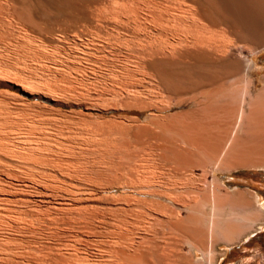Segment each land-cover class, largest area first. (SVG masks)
<instances>
[{"label":"rangeland","instance_id":"rangeland-1","mask_svg":"<svg viewBox=\"0 0 264 264\" xmlns=\"http://www.w3.org/2000/svg\"><path fill=\"white\" fill-rule=\"evenodd\" d=\"M46 1H48V3L51 2V0ZM97 1H99V4L101 5H98ZM107 1L109 2V0ZM107 1L74 0L72 1V4L71 2L69 3L67 1L70 4L67 5V11H64L63 13H54L50 10L46 14V12L34 10V15L30 16V18L32 19L31 20L30 18H28L29 16L25 14L24 17L20 0H0V67L4 64H6L8 67L6 69V66L4 65V67L0 68V124L2 123L1 125H3L2 127L0 126V142L2 143L1 140H4L2 138H5V143L3 142L2 145H6V148L0 146V153H2L0 154V166L2 165V169L0 168V213H3H1L0 215V217H3V219L0 218V220L2 219L4 222L6 221V224L8 221V223L11 224L10 226L8 224L7 226H5L6 224L3 223L2 225L3 221H0V232L1 230L3 231L5 229L3 231L5 233H0V236H3L6 239L5 240L3 237H0V239L2 240H0V242L3 243V246L2 243H0V246L2 247L0 248V264H37L34 262H38L35 260L39 259L45 260L46 264H78L79 261L81 264H148L146 260L147 258L143 253L146 251L145 249H148V247L150 248L149 250H151L152 248L151 251L153 252V254H151L152 252L149 251L151 256L153 255V259L151 257V260L153 261L150 260L152 263L150 262L149 264H205L203 262L202 253L204 249V241H202L200 237L204 236V234L207 233V221L211 213V207L207 202L211 196L209 186L212 182L219 185L222 193H224L225 191L233 194L239 191L244 192L243 196H238L237 194H235L232 195L233 197L231 198L232 205H238V207L243 205L245 201L248 202L249 206L240 210V212L238 211L239 214H249L255 211L258 212L260 210L258 213H260L261 215L256 224H254L253 226L245 227V231L242 233L240 238H238L232 244H226L222 241H219L218 243L216 242V245H214L213 247L215 255H213L212 264H264V209L262 208L264 206V165H262L261 167L258 166L259 168L253 166H238L231 169H226L223 166V163L229 166L238 164L239 159L233 157L232 159L225 158L218 168H213L216 159L219 156L218 154H220L223 146V144H220V146H218V144L220 143V140H224V142L226 141L225 138L228 137L226 134H229L230 131H228L229 126L226 125H230V123L232 122V120L230 119H233L232 117L235 113V110L243 106V109L246 111L245 113L248 115L250 109L247 104L253 97L256 96V94L260 92L264 85V51L250 56L248 50H242V58H249L253 59L254 61V66L250 71L252 84L248 86V95H246L243 99H241L238 92H240L239 90H241L244 85L242 83L235 84L234 82L227 84H222V82H220L221 84L218 82H216L215 84V82H213L212 84L215 85H211V83L205 82L201 83V85L198 84L199 87L198 85H194L190 86V88L188 87L187 89H184V91L179 92H173L172 89H169L171 90L169 91V94L171 95L172 92L171 96H175L170 98L171 96L169 94H166L168 93L166 92L168 91L167 89L170 87L168 86L166 89L167 84H163V78L159 79L161 77V74L159 72H161L162 69L160 70L159 68V70H157L156 67V72L154 70L155 66L153 67V65H150L149 61H152L151 58H153L154 60L155 56V59L166 57L163 55L161 57V53L159 50L157 52H159L160 54L155 52L157 49H154L156 47L158 48L159 45L154 43H156L158 39L160 40V38L162 40L165 38V36H163L165 32H162V28L163 30L168 29V32H170V29L176 30V28L174 27H177L180 22L176 21L175 26L173 25L174 21H172L173 23L171 22L170 15L172 14L170 13L173 12V10H167V7L170 6V1L172 0H170L169 2H165L164 0H153L158 4L161 2V4H163V2L164 4L162 6L160 4L161 7H159V9L157 8V5L152 7L150 4V8L152 9L150 10L146 7L143 8L144 10L146 9L145 11L143 10V12L141 11L142 3H140L139 0H132V5L134 6L135 10L137 9L136 6H140L141 12L138 10V14L141 15L142 13V17H138L140 20L143 19L142 21L139 20L141 22V25L140 22H136L138 23L139 28L135 23L136 20L132 19H137V17L135 18L133 16L134 14H132L131 12L133 9L131 8V11H128L130 9L129 7H131L129 5L130 3H132L131 0H129V2H126L128 0H124L125 3H122L124 1L121 0H118V2L116 1L117 4L121 2V5H127V7L129 8L127 10V13L130 12L132 14L131 15L128 13V16H122L121 10H123L124 15L126 13L123 5L122 9L120 4L118 5V7L120 6L119 8L112 6V4L110 3H113V0H111L109 4ZM153 1L151 0V2ZM167 2L169 3V5ZM172 2L173 6L175 4V0H173ZM73 4L76 5L74 6ZM71 5H73L74 7L72 8ZM165 5L167 6L165 7ZM49 6L47 7L48 10L51 9L49 8ZM172 6L170 7L171 9L174 7ZM112 7L117 8L116 10H112L115 11L113 14H111L112 11L110 10L112 9ZM70 8L71 12H69ZM156 8L157 11L160 9L164 10V8H166L165 10H167L168 13L169 11L171 12L168 14L167 12L164 13V11L160 10L161 12L158 11L160 13L158 15L155 11ZM72 9H75V11L73 12ZM153 9H155V12L153 11ZM94 10L95 12H93ZM147 10H150L149 12L153 11L156 16H159V18H161L162 20H164L165 17H163L164 15L161 14H165V16L168 14L166 16V19L168 20L169 17L170 22L168 21V23L166 24L167 21H160L164 23V26L162 23H159L160 19L155 24L153 22L147 21V18L149 16V12ZM116 12L117 16L120 15L118 19L119 21L117 20V22ZM136 12L134 11L135 16H138V14L136 15ZM146 14H148V16H146ZM179 14H174L177 18L174 15L173 16L175 18H171H174L175 20L181 19L182 16H180ZM114 15L116 17L114 18L115 21L112 20ZM143 15L147 18H145ZM178 15L180 16L179 18ZM120 17L122 20L127 19L124 20L123 23L125 25L126 22L127 26H124L122 23L119 24L120 22H123L120 20ZM123 17L127 18L123 19ZM132 20L134 22H132ZM181 20L183 21V18ZM128 21H130V23ZM116 23H118V25H116ZM132 23H134V26L132 25ZM158 23L162 27H160ZM156 24L157 27H155ZM140 29L142 32L140 31ZM210 30V34H207V36L212 37L210 39L213 42L214 40L212 39H214V33H216L215 31H217L218 29L215 30L214 28V30ZM173 31L174 30H172V32ZM157 35H161V37ZM156 36L158 37L157 40L154 39V37ZM218 36L220 37L219 34H217V36L215 37L217 38ZM228 37L231 36L228 35ZM217 39H215V42L219 43L218 46L220 44H223L220 43L222 41L219 42ZM232 39L234 40L235 38L233 37ZM159 40L157 41V43L159 42ZM151 41H155L153 42V45ZM152 46H155V48H153ZM232 47L233 46L228 48L229 50H226L227 52L229 51L228 53H226V56L229 58L232 56L234 57L235 55L240 58L238 54L239 50ZM151 48H153V50ZM150 52H155V54L152 53L151 55ZM148 54L151 56H149ZM142 55L144 57L147 55L149 58H151L148 61V57L146 56L145 58H143L144 60H142ZM174 57L175 56H173L172 58ZM184 59H186L185 61L190 62L187 57ZM140 60L142 61V64L140 63ZM144 61L145 66H143ZM128 64L130 65V67ZM135 65H138V68L135 67ZM122 67H125V70H122ZM126 68L129 69V72H125L127 70ZM140 68L141 70L143 68L145 69H143L141 73L137 72L138 69V71H140ZM3 69L8 70V72L5 71L4 74ZM104 69H107V71H104ZM132 70L136 74V76H134V78H136L134 79L135 83L132 79ZM151 71L153 73H151ZM102 72H104L105 74H102ZM136 72L140 74H137ZM110 73L112 74L110 75ZM116 73L117 75H115ZM148 73H150V75L152 74V77H150L152 81L150 78H147L148 76H150ZM51 74L53 76H50ZM99 74L100 76H98ZM119 74H122V76L125 74V77L128 75V77H132V80L126 78L128 79L127 81L124 78L126 81L125 82L123 79L124 76L120 77ZM129 74H131L132 76ZM157 74H159V76ZM104 76L107 78H105ZM108 76L110 77L108 78ZM117 76L118 80L116 81L113 78ZM144 76L146 77L144 78ZM100 77L101 79H99ZM119 78L121 79L119 80ZM45 79L46 82L44 83ZM108 79H111V82ZM156 79H158V81H156ZM47 81H49L51 87H48L50 85H48L49 83H47ZM50 81H54L56 85L54 82L53 84ZM129 81L131 86L130 84H128ZM104 82H107V84ZM109 82L112 84H108ZM120 82H123V85H126L127 89H124V87L123 89L125 91L127 90L126 92H128V96L126 95V92L124 93V90L123 92L119 91L118 88L122 87V85L120 86ZM59 83L60 85H58ZM70 83L73 85L72 88ZM132 84L134 85L133 87ZM67 85H70L69 88H71V90L74 86V89H79L78 91H76L77 89H75V91L74 89L70 91L69 88L67 89ZM112 85L113 89H111ZM56 86H58L59 88ZM116 86L118 87L117 89ZM55 87L58 89H56ZM109 87L111 88L109 89ZM164 87L166 90L164 89ZM203 87V91L206 94L204 96L202 95L203 92L201 91ZM53 88H55L54 91L52 90ZM84 88H87L88 90H85ZM189 89L190 91L191 89L193 90L191 91L192 95L185 94L186 92L190 93L188 91ZM108 90H111V92H109ZM113 90L114 93H118L119 95L112 94ZM163 90H165L164 95L166 94L165 96L167 98L160 94H163ZM132 91L133 93L136 92V94H133ZM120 92H122V95L120 94ZM129 93H131L132 96H129ZM154 93H157V95ZM158 93L160 94L159 96L161 98L158 97ZM180 93L182 94L180 95ZM184 94L186 95V97L193 96L192 99L195 97L196 100L191 99V101V97L189 99L183 98L182 95L185 97ZM115 95L119 97L117 98L115 97ZM177 95H180L181 98H177ZM162 96L163 98H165L163 99ZM162 99L164 101L168 99L169 102H167L168 100L164 102ZM185 99H188L190 101L186 100L185 102ZM153 100L156 101H154L156 104L153 102ZM159 100L160 103L158 102ZM182 102L184 106L183 104H181ZM157 103H159L160 105H158ZM177 103H180L181 105H178ZM163 104L168 109L165 106H162ZM204 104L207 108L204 107ZM200 106H203V111L200 110ZM160 108L164 110H161ZM199 110L201 111V114ZM207 110L211 113L213 112L216 115H214L213 113L211 115L208 114L210 112H207ZM186 111L188 115L189 113H191V111H193V114H196V112L194 111H197V114L199 115L206 116L208 114L209 116L207 115L206 118H201L202 116H198L197 114V116H193L191 113L190 116L186 115L188 120L185 119L186 116H184V121L186 120L188 124L191 122L189 125L183 124L186 121L183 123L179 122L178 124V117H181L179 120L182 122L183 117L180 114L185 115L184 112ZM228 111L231 112L230 115ZM218 112L221 113L217 114ZM174 124L176 125L174 126ZM201 125L202 128L200 129L199 126L201 127ZM186 126L187 128H185ZM254 126V117L248 116L247 118H245L242 128H240L236 132V137L239 140L238 143H241V146L247 147L251 144L252 135L254 133ZM83 127L84 129H81ZM121 127L123 128V130L124 127L127 128L125 129L126 132H123L121 130ZM175 128H180V130H175ZM4 129L6 130L5 132ZM79 129L84 133L86 131H101L103 133L112 131L108 134L113 137L121 135L123 136L124 133L126 137H123V140H121V144L123 146H120H122L121 150L126 146V150L128 151L120 152V147H118V151H116V149L114 151L112 150L114 153L113 154L112 151H110L111 149L109 147L105 146L104 148V145L102 144L100 147V144L98 145L97 143L93 142V146L95 147L94 149L92 148L93 146L91 141L86 140V138L85 140H81V137L78 139L77 135H79L80 133L78 132ZM120 130L122 131V134L120 133ZM127 130H129V134H127ZM173 130L176 132L177 136L179 133H183L186 135L188 133L187 138L190 139L189 142L191 144V148L183 145L180 142V138H176V136H174L175 134L173 133ZM8 131H16L17 133H8ZM117 131L119 133H116ZM75 132L77 135L74 134ZM84 133L80 134H83L82 139H84ZM4 135L7 137H4ZM200 135L201 139L205 140L204 142L199 139ZM13 137L15 138L16 143H14L15 141ZM128 137L130 140H128ZM76 138L77 140H79V142L77 141L78 145L77 142L74 143L76 141ZM208 138H211L209 140V143H207L208 141H206L208 140ZM21 139L23 140L21 141ZM24 139H27L26 147ZM197 140H199L200 143L199 141L197 143ZM20 141L22 143H20ZM34 141H37L38 143H35ZM56 141L58 143H56ZM59 142L63 143L61 144ZM85 142H88V146ZM8 143L10 144V146L16 145L17 148L15 146L12 147L14 149L16 148L15 150L17 151H14L16 153L18 152L17 154H13L14 151L12 153V150L9 152V149H11V147ZM18 143L22 144L23 146L19 145ZM34 143L37 144L35 145L36 147L34 146ZM64 143H66V145L70 147L68 148L66 146L65 148ZM196 143L198 145H196ZM51 144L52 146L53 144L58 145L57 148H59V146L61 145V149L65 148L62 149V152H65V150L67 151V149H69V153H61L60 148V151L56 150V145L50 148L49 145ZM46 145L48 147H46ZM80 145L85 150H82V148H80ZM39 146L43 151L45 148L46 151L48 149L47 152H49L50 155H47L46 151H44V154L43 151L41 153ZM74 146H76L77 149ZM174 146H180L179 149L182 150V153L185 148V150L189 153L186 151H184V153H188V156H185L184 158V156L181 155V150L180 155H178L177 150L179 151V149H176L177 147L174 148ZM78 148L79 150H82L80 151L81 153H79ZM108 148L109 153L112 154H108ZM5 149H7L9 153ZM19 149H23V151H25L26 149V151H22V154ZM31 149H33L34 151ZM74 150H78V153H75ZM94 150H97V152L99 153ZM172 150H175L176 152ZM32 151L33 153H31ZM54 151H56V153ZM101 151H103V154L107 152L105 156L102 155ZM123 151H125V149ZM215 151L218 152V154ZM85 152L87 153L85 154ZM94 152H96L97 154ZM238 152L240 153L241 151H235V153L239 154ZM24 153L26 154V156L24 155ZM167 153H170L169 157L167 156ZM184 153L183 155H185ZM53 154H57L55 155V158L53 157ZM60 154L62 156L64 155V157L68 159L66 160L63 157H60ZM22 155L25 156L24 159L21 158L23 157ZM35 155H38L40 159H38L39 157L37 158ZM82 155L86 158V160L84 158L85 161H82ZM109 155H111L110 158H108ZM48 156H50L51 158H48ZM57 156L59 157L57 158ZM112 156L116 159H112ZM42 157L45 158V163H42L43 161H40L43 160L41 159ZM101 157H103L104 159H101ZM35 158L38 159L42 164L48 163L49 166L47 164L46 166L40 165L41 163L39 161H36ZM71 158L73 159V161ZM105 158L109 160L107 161L108 163L106 162ZM177 158L181 160L179 161ZM47 159L49 161H47ZM50 159L54 161H52V164H56H53L54 168H52V166L50 167ZM172 159L175 160L173 161ZM63 160L65 161L60 162ZM146 160L148 162H145ZM58 162L60 164H57ZM82 162H86L88 164L90 163V165H86V163L81 164ZM32 163H34V169H32ZM67 164H69V166H66ZM71 164L73 165L72 168H70ZM79 164H81V166ZM57 165L60 168L63 165V170L61 169L60 171L59 167L57 169ZM64 165L66 168L68 167L69 170L68 168H64ZM40 167L41 169L45 167L43 168L44 170L47 168V172L42 171L43 169L41 170ZM49 167L51 170V174L49 173ZM52 169H56V171L53 172L54 170ZM64 169L65 171L68 170V172L66 171V173H64ZM73 169L74 172L72 171ZM155 169L157 171V175L155 174L156 171L154 172V174L150 172ZM32 170L34 175L31 174ZM21 171H24L23 173H27L23 174ZM37 171L39 172L38 175L40 177L37 175ZM41 171L43 172L42 175H40ZM52 172L55 173L54 176L56 179L53 176L50 177L53 174ZM67 173H69V175ZM143 173H145V175ZM116 174L118 175V177L121 174L124 175H121V177L118 178L119 181H117V179L114 180V178H111L114 175L116 176ZM43 175L44 177H42ZM59 175H61V178H57V176ZM27 176L30 177L27 178ZM45 176H47L48 178H45ZM122 176H126L125 179H127L128 177V180L131 179V181L133 179L136 180H134L132 184L130 181L126 180L128 181V183H126L124 181L125 179H123L124 177L122 178ZM147 176L152 177H149L150 179H148ZM155 176L159 178H156ZM37 178L40 179L41 182L38 181ZM52 178H54V180ZM138 178H140L139 181L137 180ZM152 178H154V180H151ZM28 179H30V182L28 181ZM156 179L158 180V182L156 183V185H153L155 184ZM146 180H149V182H147L148 185H146V182V184L144 183V181ZM121 181H124L125 183L123 182L124 184H122ZM135 181H138L139 183H136ZM150 181H152V183ZM134 182L136 184H134ZM149 183L151 184L150 186ZM125 184H127V186ZM25 185L28 186L26 187ZM45 188L48 189V191ZM50 194L51 197L49 196ZM166 196L168 197V199L166 198ZM55 197L57 198V200ZM66 198L68 199L65 200ZM71 199L73 202L71 201ZM124 199L127 200L125 201ZM58 200L60 201V203ZM48 201H50V203H48ZM55 201H57L58 203ZM54 203L56 206L54 205ZM56 203L63 204L57 205ZM68 204L71 205L69 206ZM82 204H86L84 205V207L86 206L87 208H83ZM91 205L92 208L95 209L94 211H96L94 212V215L91 214L93 213V209H90ZM49 206L51 207L49 208ZM73 206L75 209L78 206V209H73V211ZM123 206L124 209L126 208L124 211ZM65 207L67 209H65ZM41 208L42 210L45 209L44 211L46 212L38 213L41 211ZM56 208L58 209L57 214L55 211L57 210ZM80 208H83V211H81ZM52 209H54L55 212ZM63 209L66 211L70 209L75 212H70L71 214H74L72 215L74 217L77 214L76 211H79V214H77L76 216H79L81 213V216L79 217L80 220L78 217H75L76 222H78V220L81 221L82 219V223L78 222L80 227L78 223L76 224V222H74V217L70 216L71 214H69V212H67L69 216L67 215V213H65L66 211L63 213ZM87 209L92 211L88 212ZM119 209H122L121 211L123 212H121ZM25 211L28 213H26ZM52 211L53 213H51ZM230 211V208L226 207L222 213V216L226 217ZM23 212H25L26 214ZM30 212H32L35 216L34 217L32 215L33 219L31 216L32 213ZM60 212L63 214H61ZM233 212L236 213L237 211L234 210ZM44 213H49L51 214V216L48 217V214L46 217ZM89 213L92 216H95L94 218L96 219L93 220L94 218ZM5 214H7V216L9 214V219L8 217H5ZM14 214L15 217H13ZM24 214L25 216H27V218L23 216ZM55 214L59 215L60 218L56 216V220ZM19 215H21L22 217L21 221L19 218V222H22L24 224V227L26 226V228H22V223L20 224L18 222ZM65 215H67V217ZM82 215H85L86 218H90L86 219ZM23 217H25V220L23 219ZM15 218L17 219L15 221L16 224L14 222ZM28 218H31L32 220H29ZM52 218H54V220H52ZM66 218L70 222H68ZM39 219L41 220V222ZM36 220H38L40 224ZM31 222H34L35 225ZM51 222H53V225L51 224ZM54 222H59L60 224L64 222L65 225H60L59 223H57L59 225L58 226ZM73 222L77 227L73 226ZM70 223L72 224L71 227L73 228V230L72 228H69V230L67 228L70 227ZM82 224L84 225L82 226ZM85 224L88 225L86 226ZM90 224H94L93 227ZM57 226L58 228H60L57 229ZM6 227L9 229L7 230ZM50 228H55V230L53 229L52 231ZM131 242L133 243L131 244ZM18 246L20 248V251L17 249ZM9 247H11L12 250H8ZM48 247L54 248H52L53 252L51 251L52 253L50 254H47L49 253V250H51ZM58 247H60L59 250ZM1 249L5 251L8 250V252L12 251V254L7 252L6 257V253H4L5 251L2 252L3 250ZM56 249L58 250L57 254ZM21 250L24 251L21 252ZM46 250H48V252ZM133 251L134 254H132ZM13 253H15V255H19V257L14 256ZM135 254L136 256L138 255L137 258H133ZM8 255H12V259H10L11 256ZM71 255L77 260H75L74 258V260L70 258ZM5 257L7 258V260L9 259L10 262H8L7 260L5 262H2L1 259L3 258L5 260ZM18 258L20 259V262L18 261ZM25 258L27 260L28 258L30 260L31 258H33V260H31V262H29V260L26 262ZM40 261L41 260H39V262ZM42 262L44 261H41L40 263Z\"/></svg>","mask_w":264,"mask_h":264},{"label":"bare ground","instance_id":"bare-ground-1","mask_svg":"<svg viewBox=\"0 0 264 264\" xmlns=\"http://www.w3.org/2000/svg\"><path fill=\"white\" fill-rule=\"evenodd\" d=\"M21 1V7H22V13H23V15L25 14V15H27V16H29L28 18H30V16H32V15H34L33 13H34V10H40V11H42V12H46V14H47V12L48 11H53L54 13H63L64 11H67L66 9H67V5L71 2V4H72V1H74V0H71V1H69V0H51V2L50 3H48V1H46V0H20ZM69 3H68V2ZM77 1V0H76ZM80 1V0H79ZM101 1V0H100ZM103 1H107V0H103ZM110 1L111 0H109V2H108V4L110 3ZM118 2V0H113L112 2L113 3H110V4H112V6H114V7H118V5L120 4V6H121V8L123 9V7H124V9L126 10H124L126 13H127V10L128 11H131V8L136 12V10H137V12H136V15L138 14V10L140 11V6L138 5V6H136V10H135V8H134V6L132 5L133 4V2H132V0H131V2L132 3H128L131 7H127V3L125 4L126 6H124V4H122L123 5V7H122V5H121V2L120 3H118L117 4V2ZM120 1V0H119ZM121 1H124V0H121ZM126 1V0H125ZM125 1L124 2H122V3H125ZM133 1H135V0H133ZM142 1V2H141ZM139 0V2L140 3H142V7H141V11L143 12V8H146L147 7V9H152V8H150L151 6L153 7V6H156L157 5V8L159 9V7H161L163 4H164V2H163V4H161V3H156V2H154L153 0V2H151V0H149V1H146V0ZM157 1V0H156ZM165 2L166 1H170V0H164ZM173 1V0H172ZM172 1H170V6H168L169 7V9H168V7H167V10H173V12H171V11H169V13L170 14H172V15H170V19H171V22L172 21H174V23H173V25L175 26V24H176V21H180L179 22V24L177 25V27H174V28H176V30L175 29H172V30H174L173 32H172V30L170 29V32H168V29L166 30L165 29V27H164V29L165 30H163V28L161 29L162 30V32H165L164 34H163V36H165V38L162 40L161 38H160V40H159V42L157 43V36H160L161 37V35H162V33H161V35H157L156 37H154V39H156L155 41H156V43H154V44H157V45H159L158 46V48L156 47L155 48V46H157V45H155L153 48H155L154 50H156L155 52H157L158 50L160 51V53H161V57H162V55L163 56H166V57H162V58H157V59H155L156 58V56H155V58H154V60H153V58H151V60L152 61H149L150 60V58L148 57V61L150 62L149 64L150 65H153V67H154V70L156 69V67H157V70H159V68H160V70H161V72H159L160 74H161V77L159 78V79H161V78H163L162 80H164V82H163V84H167L166 85V89H167V87L169 86L170 88H168L167 90L168 91H166V92H168V93H166V94H169V91H171V90H169V89H172L173 90V92L175 91V92H179V91H184V89H187L188 87L190 88V86H196V85H201V83H205V82H207V83H211V85H215L216 84V82H218V83H220V82H222V84H227V83H231V82H234L235 84H240V83H242L243 85H244V87L243 88H241V90H239L240 92H238L239 93V95H240V97H241V99H243L246 95H248V86H250V84H252V81H251V73H250V71H251V69H252V67L254 66V61H253V59H249V58H242V56H241V53H242V50H248V52H249V55L250 56H253V55H255V54H258V53H260V52H262V51H264V0H175V4L172 6ZM66 2H67V4H66ZM96 2V1H95ZM98 2V5H101V4H99V1H97ZM126 2H129V0L128 1H126ZM139 2H136V3H139ZM160 2V1H159ZM167 2V3H168ZM35 3V4H34ZM52 3V4H51ZM93 3V2H92ZM105 3V2H104ZM103 3V4H104ZM115 3V4H114ZM135 3V2H134ZM167 3H165V4H167ZM49 4H50V6H49ZM81 4V3H80ZM150 4H151V6H150ZM160 4H161V6H160ZM70 5V4H69ZM74 6L76 5V4H73ZM73 5H71L72 6V8L74 7ZM136 5V4H135ZM168 5H169V3H168ZM49 6V8H51V9H47V7ZM110 6V5H109ZM119 6V7H120ZM167 5H165V7H166ZM173 7L172 9L170 8V7ZM70 7V6H69ZM77 7V6H76ZM81 7V6H80ZM118 7V8H119ZM127 9H126V8ZM139 7V8H138ZM86 8V7H85ZM88 8H89V6H88ZM157 8H156V10L155 9H153V11L155 10L157 13L156 14H160L158 11H160V10H162V11H164V13L165 12H167V10H165L166 8H164V10L163 9H160V10H158L157 11ZM163 8V7H162ZM81 9V8H80ZM116 10L117 8H113L112 7V9H110L111 11L112 10ZM70 11L69 12H71V8L69 9ZM73 10V9H72ZM121 10V9H120ZM131 11L132 12V14H134L133 16L136 18L137 17V19H138V21H137V19H134V18H132L133 20H136L135 21V23L136 22H140V21H142V20H140L138 17L139 16H141L142 15V13H141V15H139L138 14V16H135V13H134V11ZM146 10V9H145ZM144 10V11H145ZM149 10V11H150ZM75 11V9L73 10V12ZM122 11V16H128L129 14H131L130 12H128L127 13V15H126V13H125V15L123 14V10H121ZM120 11V12H121ZM140 11V12H141ZM148 11V10H147ZM148 11V12H149ZM149 12V16H148V14H146V16H148V18L147 17H145L144 15V17L145 18H147V21H149V22H153L154 24L155 23H157L158 22V20H159V23H162V22H164V21H167L166 22V24L168 23V21H169V17H168V20L166 19V16L169 14L168 12V14L165 16V14H161V15H164L163 17H165L164 18V20H162L161 18H159V16H156V14L154 13V12ZM69 12H68V14H69ZM93 12H95V10L93 11ZM115 11H112V13L111 14H113ZM161 12V11H160ZM178 12V13H177ZM21 13V14H22ZM180 13V14H179ZM20 14V13H19ZM45 14V15H46ZM72 14V13H71ZM118 14H119V10H118ZM131 14V15H132ZM176 14H179L180 16H182V18H183V21L181 20V19H178V20H175L174 18L176 17L175 15ZM22 15V16H23ZM25 15H24V17H25ZM44 15V16H45ZM73 15V14H72ZM130 15V16H131ZM160 15V16H161ZM175 17H174V16ZM178 15V18L180 17ZM70 16V15H69ZM116 16H117V12H116ZM119 16L120 15H118L117 16V18L115 17V15L113 16V19L112 20H114L115 21V19L114 18H116V22H117V20L119 19ZM121 16V17H122ZM121 17H120V20L121 21H123V22H118L119 24H123L124 23V20H127V19H124V18H127V17H123V19L124 20H122L121 19ZM142 17V16H141ZM171 17H174V18H171ZM34 18V17H33ZM129 18V17H128ZM177 18V17H176ZM31 19V18H30ZM30 19H29V21H30ZM166 19V20H165ZM173 19V20H172ZM32 20V19H31ZM132 20V22H134ZM140 20V21H139ZM119 21V20H118ZM131 21V20H130ZM130 21H128L129 23H130ZM160 21H162V22H160ZM170 22V21H169ZM118 23H116V25H118ZM129 23H127V24H129ZM138 23H136L137 25H138ZM146 23H148V22H146ZM158 23V24H159ZM178 23V22H177ZM134 23H132V25H133ZM150 24H152V23H150ZM163 25H164V23H162ZM161 24V25H162ZM169 24H171V23H169ZM124 25V24H123ZM137 25H136V27H137ZM140 25H141V22H140ZM145 25V24H144ZM179 25H180V27H179ZM124 26H127L126 25V22H125V25ZM134 26V25H133ZM132 26V27H133ZM146 26V25H145ZM159 26H160V24H159ZM165 26V25H164ZM221 26H222V28H221ZM121 27V26H120ZM123 27V26H122ZM141 27V26H140ZM155 27H157V24L155 25ZM160 27H162V26H160ZM138 28H139V25H138ZM142 28V27H141ZM183 28V29H182ZM214 28H215V30H217V31H215L216 33H214L215 34V36H217V34H219L220 35V37L218 36L217 38L214 36V35H212V36H214V39H212V40H214L213 42L211 41V39L210 38H212V37H209V36H207V34H210L209 32L211 31L210 29H213L214 30ZM217 28V29H216ZM140 31H141V29H140ZM142 32V31H141ZM219 32V33H218ZM228 35L229 36H231L232 38L234 37L235 39L233 40L231 37H228ZM205 36H206V38H205ZM208 37V38H207ZM150 38V37H149ZM153 38V37H152ZM152 38H151V40H152ZM229 38V39H228ZM139 39V38H138ZM215 39H217L219 42L220 41H222V42H220V43H223V44H220L219 46H218V44L219 43H217V42H215ZM219 39H221V40H219ZM155 41H153V42H155ZM152 42V41H151ZM153 42H152V45H153ZM217 45H216V44ZM150 44V43H149ZM227 44V45H226ZM148 45V44H147ZM151 46V45H150ZM231 46H233L234 48H236V49H238L239 50V57L240 58H238L237 56H235L234 55V57L232 56V57H227L226 56V53H228L226 50L228 49V48H230ZM227 47V48H226ZM232 47V48H233ZM153 48H151L152 50H153ZM151 50V51H152ZM229 50V49H228ZM155 52H152V53H154L155 54ZM220 52V53H219ZM151 53V52H150ZM152 53H151V55H152ZM157 53H159V52H157ZM159 53V54H160ZM158 54V55H159ZM144 55V54H143ZM142 55V56H143ZM149 55V54H148ZM151 55H149V56H151ZM157 55V56H158ZM145 56V57H146ZM153 56V57H154ZM173 56H175L174 58H172ZM144 56L142 57V60H144L143 58H145ZM160 57V56H159ZM187 57V59H189L190 60V62H187V61H185L186 59H184V58H186ZM8 58V57H7ZM139 59V58H138ZM147 59V58H146ZM145 59V60H146ZM137 62V61H136ZM139 62V61H138ZM142 61L140 60V63H141ZM148 63V62H147ZM125 64V63H124ZM142 64V63H141ZM144 65L143 66H145V61H144V63H143ZM5 66H6V69L8 68L7 67V65L6 64H4ZM4 65H2L1 67H4ZM129 65V64H128ZM134 65V64H133ZM147 65V64H146ZM121 66H122V64H121ZM0 67V68H1ZM129 67H130V65H129ZM128 67V68H129ZM132 67V66H131ZM135 67H137L138 68V65L136 66L135 65ZM134 67V68H135ZM27 68V67H26ZM128 68H126L127 70L125 71V72H129V69ZM142 68V67H141ZM141 68H140V71H138L137 70V72H140L141 73V71H143V69H145V68H143L142 70H141ZM151 68H152V66H151ZM6 69H3L4 70V74H5V71H7L8 72V70H6ZM11 69V68H10ZM96 69V68H95ZM117 69V68H116ZM122 70L124 69L125 70V67L123 68H121ZM133 69V68H132ZM150 69V68H149ZM2 70V69H1ZM33 70V69H32ZM109 70H111V69H109ZM131 70V69H130ZM134 70V69H133ZM133 70L131 71V73L133 72ZM10 71V70H9ZM15 71H17V70H15ZM50 71H51V69H50ZM96 71V70H95ZM104 71H107V69L105 70L104 69ZM114 71V70H113ZM119 71V70H118ZM135 71V70H134ZM146 71H147V69H146ZM156 71V70H155ZM48 72H49V70H48ZM97 72V71H96ZM100 72V71H99ZM136 72V73H137ZM157 72V71H156ZM168 72V73H167ZM172 72V73H171ZM2 73V74H3ZM104 72H102V74H103ZM113 73V72H112ZM112 73H110V75L112 74ZM140 73H137V74H140ZM151 73H153L152 71H151ZM170 73V74H169ZM21 74V73H20ZM105 74V73H104ZM125 74H127V73H125ZM124 74V75H125ZM133 74V82H134V79H136V78H134V76H136V74H135V72H133L132 73ZM135 74V75H134ZM149 75H150V73H148ZM97 75V74H96ZM115 75H117V73L115 74ZM114 75V76H115ZM120 75V77H123L122 76V74H119ZM129 75H131V74H129ZM146 75H147V73H146ZM158 76H159V74H157ZM50 76H53L52 74L50 75ZM95 76V75H94ZM98 76H100V74L98 75ZM103 76V75H102ZM113 76V77H114ZM132 76V75H131ZM105 77V76H104ZM104 77H102V78H104ZM110 76H108V78H109ZM138 77V76H137ZM146 76H144V78H145ZM150 77H152V74L150 75V76H148L147 78H150ZM46 78V77H45ZM97 78V77H96ZM105 78H107V77H105ZM111 78H112V76H111ZM118 78V76L117 77H115V78H113V79H115L116 81L118 80L117 79ZM126 79V78H129V80L131 79L130 77H128V75L125 77H123V79ZM144 78H143V80H144ZM146 78V79H147ZM155 78H156V76H155ZM48 79V78H47ZM49 79H50V77H49ZM99 79H101V77L99 78ZM121 78H119V80H120ZM125 79H124V81H125ZM131 79V80H132ZM151 79V78H150ZM87 80V79H86ZM108 80H110V82H111V79H108ZM107 80V81H108ZM127 81H128V79H126ZM154 80V79H153ZM66 81V80H65ZM64 81V82H65ZM71 81V80H70ZM121 81H123V80H121ZM151 81H152V79H151ZM156 81H158V79H156ZM46 82V79H45V81H44V83ZM50 82H52V81H50ZM54 82V81H53ZM52 82V83H53ZM67 82V81H66ZM97 82V81H96ZM102 82H103V80H102ZM108 83V84H112V83ZM112 82H114V81H112ZM126 82V81H125ZM154 82V81H153ZM213 82H215V84H212ZM47 83H49V81H47ZM46 83V84H47ZM55 83V82H54ZM53 83V84H54ZM61 83V82H60ZM60 83L58 84V85H60ZM87 83V82H86ZM104 83H106L107 84V82H104ZM121 83V84H120ZM120 83H118V84H120V86L122 85V90H121V88L119 87H117L116 86V89L118 88L119 89V91H122L123 92V90L126 88V85H123V82H120ZM132 83V82H131ZM135 83V82H134ZM139 83V82H138ZM151 83V82H150ZM68 84V83H67ZM71 84V83H70ZM114 84V83H113ZM116 84H117V82H116ZM128 84H130V81H129V83ZM128 84H127V86H128ZM162 84V85H163ZM221 84V83H220ZM48 85H50V83L48 84ZM47 85V86H48ZM55 85H56V83H55ZM62 85V84H61ZM138 85V84H137ZM199 85H198V87H199ZM208 85V84H207ZM68 86V85H67ZM66 86V87H67ZM72 84H71V88H72ZM83 86V85H82ZM104 86V85H103ZM130 86H131V84H130ZM134 85L132 84V87H133ZM204 86V85H203ZM48 87H51V85L50 86H48ZM52 87H53V85H52ZM56 87H58V86H56ZM55 87V88H56ZM64 87V86H63ZM66 87H65V90H66ZM70 87V85L67 87V89ZM75 87V86H74ZM74 87H73V89H74ZM77 87V86H76ZM88 87V86H87ZM123 87H124V89H123ZM136 87V86H135ZM159 87V86H158ZM162 87V86H161ZM55 88H53L52 90L54 91V89ZM59 88V87H58ZM58 88H56V89H58ZM62 88V87H61ZM71 88H69V90L70 91H72L71 90ZM111 87H109V89H110ZM163 88V87H162ZM192 88V87H191ZM195 88V87H194ZM63 89V88H62ZM75 89H77L76 91H78V89L79 88H75ZM75 89H74V91H75ZM85 89V88H84ZM87 89V88H86ZM85 89V90H86ZM111 89H113V85H112V88ZM127 89V88H126ZM128 89H129V87H128ZM132 89V88H131ZM131 89H130V91H131ZM136 89V88H135ZM164 89H165V87H164ZM165 89V90H166ZM196 89V88H195ZM234 89H236V88H234ZM65 90H63V91H65ZM88 90V89H87ZM133 90V89H132ZM137 90V89H136ZM165 90H163V94L162 93H160L161 95H163V96H165L164 95V91ZM204 90V87L202 88V92H203V96L204 95H206L205 94V92L203 91ZM206 90V89H205ZM68 91V90H67ZM73 91V92H74ZM90 91V90H89ZM109 91V90H108ZM127 91V90H126ZM125 90H124V93L126 92ZM190 93H188V92H186L185 94H191V91H193L192 89H191V91H190V89L188 90ZM199 91V90H198ZM61 92V91H60ZM109 92H111V90L109 91ZM122 92H120V94L122 95ZM135 92V91H134ZM160 92V91H159ZM223 92V91H222ZM123 93V94H124ZM132 93H133V91H132ZM144 93V92H143ZM193 93V92H192ZM64 94V93H63ZM74 94V93H73ZM112 94H116V93H114V90L112 91ZM133 94H136V92L135 93H133ZM154 94H156L157 95V93H154ZM159 93H158V97H160L159 95H160ZM182 93H180V95H181ZM184 94V95H185ZM194 94V93H193ZM200 94V93H199ZM209 94V93H208ZM207 94V95H208ZM218 94V93H217ZM116 95H119L118 93L116 94ZM115 95V97H119V96H116ZM120 95V96H121ZM126 95L128 96V92H126ZM144 95V94H143ZM170 95V94H169ZM171 95H172V92H171ZM170 95V96H171ZM180 95H177V98L178 97H180L181 98V96ZM192 95V94H191ZM129 96H132V94L131 93H129ZM155 96V95H154ZM163 96H162V98H163ZM190 96V95H189ZM97 97H98V95H97ZM114 97V96H113ZM114 97V98H115ZM166 97V96H165ZM164 97V98H165ZM172 97H175V96H171L170 98H172ZM182 97L183 98H190V97H186V95H185V97L182 95ZM193 97V96H192ZM192 97L190 98V100L192 99ZM155 98V97H154ZM157 98V97H156ZM161 98V97H160ZM163 98V99H164ZM167 98V97H166ZM162 99V100H163ZM169 99V98H168ZM167 99V100H168ZM175 99V98H174ZM188 99H185V102H186V100H188ZM193 99H195L196 100V98L194 97ZM192 99V100H193ZM156 100V99H155ZM155 100H153V102L155 101ZM161 100V99H160ZM160 100L158 101L159 103H160ZM167 100H165V101H167ZM190 100H188V101H190ZM191 100V101H192ZM157 101V100H156ZM155 101V102H156ZM164 101V100H163ZM164 101V102H165ZM183 101V100H182ZM207 101V100H206ZM152 102V103H153ZM154 102V103H155ZM162 102V101H161ZM167 102H169V100L167 101ZM173 102V101H172ZM184 102V101H183ZM183 102L181 103V104H183ZM184 102V103H185ZM194 102V101H193ZM159 103H157L158 105H160ZM163 103V102H162ZM161 103V104H162ZM171 103V102H170ZM203 103V102H202ZM263 103H264V85H263V87H262V89L260 90V92L258 93V94H256V96L255 97H253L252 99H251V101L247 104L248 105V107H249V113H248V115L245 113L246 111L243 109V106L242 107H240L239 109H236L235 110V113L233 114V119H230V120H232V122L230 123V125H226V126H229L228 127V131H229V134L227 133L226 135L228 136L227 138H225L226 139V141L224 142V140H220V143L218 144V146H220V144H223V146H222V149H221V151H220V154H218V152H216L219 156H218V158L216 159L215 157L217 156H215L214 158L216 159V162H215V165L213 166V168L215 167V169L216 168H218L219 167V165L221 164V162L225 159V158H229V159H232L233 157H236L237 159H239V162H238V164L237 165H233V166H229V165H227V164H224L223 163V166L226 168V169H231V168H233V167H238V166H241V167H247V166H253V167H257V168H259L258 166H262V165H264V108H263ZM156 104V103H155ZM154 104V105H155ZM166 104V103H165ZM178 104V103H177ZM180 104V103H179ZM178 104V105H179ZM180 104V105H181ZM186 104V103H185ZM191 104H193V103H191ZM158 105H157V107H158ZM168 105V104H167ZM196 105V104H195ZM162 106H165L164 104L162 105ZM183 106H184V104H183ZM192 106V105H191ZM154 107V106H153ZM166 107V106H165ZM176 107V106H175ZM181 107V106H180ZM186 107V106H185ZM193 107V106H192ZM201 107V106H200ZM203 107V106H202ZM202 107L200 108V110H204V108L202 109ZM204 107L205 108H207L206 107V105L204 104ZM162 108H164V107H162ZM162 108H160L161 110H164V109H162ZM167 108V107H166ZM165 108V109H166ZM168 109V108H167ZM166 109V110H167ZM199 110V111H200ZM210 110V109H209ZM226 110V109H225ZM198 111V112H199ZM217 111H219V110H217ZM216 111V112H217ZM222 111V110H221ZM193 111H191V113H192ZM194 112H196V114H197V111H194ZM207 112H210V111H208L207 110ZM206 112V113H207ZM229 112V111H228ZM191 113H189V115H188V113H187V111L186 112H184V114L185 115H183V114H180V115H182V119H183V121L181 122L179 119L181 118V117H178V119H177V123L179 124V122L180 123H183V122H185L184 121V116H190V114ZM213 113V112H212ZM211 112L210 113H208V114H212ZM219 113H221V112H218L217 114H219ZM230 113L231 112H229V115H230ZM196 114H193L192 113V115L193 116H195ZM200 114H201V111H200ZM203 114V113H202ZM207 114V115H208ZM214 114V113H213ZM223 114V113H222ZM179 115V116H180ZM191 115V116H192ZM198 116H202L201 118H206V116H203V115H199V114H197ZM196 115V116H197ZM214 115H216V114H214ZM221 115V114H220ZM187 116H186V118L185 119H187L188 120V118H187ZM209 116V115H208ZM218 116V115H217ZM248 116H252V117H254L255 118V126H254V133H253V135H252V142H251V144L249 145V146H247V147H244V146H241V143H238L239 142V140H238V138L236 137V132L240 129V128H242V126H243V122H244V120H245V118H247ZM216 117V116H215ZM220 117V116H219ZM218 118V117H217ZM230 118H231V116H230ZM181 119V120H182ZM1 120V119H0ZM5 121V120H4ZM229 121V120H228ZM189 122V121H188ZM15 123V122H14ZM176 123V124H177ZM191 123V122H190ZM189 123V124H190ZM2 124V123H1ZM0 124V126L2 127L3 125H1ZM8 124V123H7ZM6 124V125H7ZM176 124H174V126L176 125ZM184 125H187L188 123H187V121L185 122V123H183ZM188 124V125H189ZM5 125V124H4ZM5 127V126H4ZM9 127V126H8ZM120 127V126H119ZM117 128H118V126H117ZM122 128V127H121ZM185 128H187V126L185 127ZM199 128L201 129L202 128V125H201V127L199 126ZM81 129H84V127L83 128H81ZM125 129H127V128H125L124 127V130H123V128L121 129L123 132H126L125 131ZM177 129H179L180 130V128H177ZM176 128H175V130H177ZM120 130V133L122 132ZM6 130L4 129V132H5ZM78 131V130H77ZM86 131V130H85ZM109 131V130H108ZM111 131V130H110ZM119 131V130H118ZM116 132V133H119V132ZM174 131V130H173ZM189 131V130H188ZM187 131V132H188ZM0 132H1V130H0ZM4 132H2V133H4ZM78 132H80L79 133V135H77L76 134V132L74 133V134H76L77 136H78V139L81 137V140H85V138H86V140H88V141H91L92 142V146H93V144L94 143H97L98 145L100 144V147H101V144L102 145H104L103 147L105 148V146L106 147H109L111 150L110 151H114L115 149H116V151H118L117 149H119L118 147H120V152H126V151H128V150H126V146L124 147V148H122V150H121V147L123 146L122 144H121V140H123V137L125 136L124 135V133H123V136L121 135V136H115V137H113V136H111L110 134H108V133H111V132H105V133H107V134H105V133H103V132H101V131H91V132H89V131H86L85 133L82 131L81 132V130L79 129V131ZM77 132V133H78ZM114 132V131H113ZM190 132V131H189ZM8 133H14V134H16L17 132L15 131V132H9L8 131ZM7 133V134H8ZM81 133H84V139H82V136H83V134L82 135H80ZM115 133V132H114ZM175 135L174 136H176V138H180V142L183 144V145H185V146H188V147H190L191 146V144H190V139H188L187 138V135H188V133H187V135L186 134H183V133H179L178 134V136L176 135V132L174 131L173 132ZM4 134H6V133H4ZM122 134V133H121ZM127 134H129V130H127ZM19 135V134H18ZM203 135V134H202ZM0 136H1V134H0ZM13 136H15V135H13ZM76 136V137H77ZM129 136V135H128ZM189 136H190V134H189ZM2 137H3V134H2ZM4 137H7V136H5L4 135ZM19 137V136H18ZM23 137V136H22ZM75 137V136H74ZM126 137V136H125ZM124 137V138H125ZM204 137V136H203ZM14 138V137H13ZM20 138V137H19ZM18 138V139H19ZM71 138V137H70ZM205 138V137H204ZM0 139H1V137H0ZM2 139H4V140H1L2 141V143L4 142L5 143V138H2ZM10 139H11V137H10ZM9 139V140H10ZM200 140H202L203 142L205 141V140H203V139H201V135H200V138H199ZM207 139V138H206ZM211 138H208V140H206V141H208L207 143H209V140H210ZM8 140V139H7ZM23 139H21V141H22ZM27 140V139H26ZM25 139H24V141H25V147H26V144H27V141H26ZM64 140V139H63ZM73 140V139H72ZM80 140V141H81ZM128 140H130L129 139V137H128ZM193 140V139H192ZM13 141V140H12ZM14 141H15V138H14ZM13 141V142H14ZM19 141V140H18ZM20 141V143H22ZM48 141H49V139H48ZM66 141H68V140H66ZM79 142V140H77V138H76V141L74 142V143H76V142ZM198 141L199 140H197L196 142L198 143ZM224 143H223V142ZM7 142V141H6ZM35 142V141H34ZM37 142V141H36ZM35 142V143H36ZM72 142V141H71ZM78 142H77V145H78ZM90 142V143H91ZM94 142V143H93ZM222 142V143H221ZM1 143V142H0ZM2 143H1V145L0 146H2V147H5L6 148V145L4 146V145H2ZM14 143H16V141L14 142ZM24 143V142H23ZM34 143V146L35 145H37V144H35ZM38 143V142H37ZM48 143H50V142H48ZM56 143H58L57 141H56ZM59 143H63V142H59ZM73 143V142H72ZM86 144L88 143V142H85ZM129 143V142H128ZM196 143V145H198ZM199 143H200V141H199ZM206 143V144H207ZM7 144V143H6ZM9 144V143H8ZM11 144H12V142H11ZM19 144V143H18ZM40 144V143H39ZM44 144V143H43ZM68 144V143H67ZM83 144H84V142H83ZM83 144H81V145H83ZM106 144V145H105ZM19 145H22V144H19ZM33 145V144H32ZM56 145V144H55ZM54 144H53V146H52V144L51 145H49L50 146V148L51 147H54L55 146ZM76 145V146H77ZM80 145V146H81ZM91 145V144H90ZM90 145H89V147H90ZM120 145H122V146H120ZM130 145V144H129ZM8 146V145H7ZM9 146H10V144H9ZM8 146V147H9ZM12 146H15L16 147V145H12ZM12 146H10L11 147V149H9V148H7V149H9V152L12 150V153H13V151L17 148H13ZM23 146V145H22ZM29 146V145H28ZM45 146V145H44ZM64 146H65V148H66V146L68 147V145H66V143H64ZM76 146H74L75 148H76ZM79 146V147H80ZM85 146V145H84ZM87 146H88V144H87ZM20 147V146H19ZM24 147V148H25ZM36 147V146H35ZM40 147V146H39ZM46 147H48L47 145H46ZM58 147V145H56L55 146V149L56 150H58V151H60L59 150V148L61 149V145L59 146V148H57ZM63 147V146H62ZM70 147V146H69ZM68 147V148H69ZM73 147V146H72ZM78 147V146H77ZM130 147V146H129ZM177 147V146H176ZM175 146H174V148H176ZM13 148V149H12ZM22 148V147H21ZM34 148V147H33ZM43 148V147H42ZM49 148V149H50ZM65 148H62V149H65ZM80 148H82V150H85L82 146L80 147ZM92 148H94L95 149V147L93 146ZM109 148H108V150H107V152H108V154H112L113 153V151H112V153H109ZM168 148H170V147H168ZM180 148V146L179 147H177L176 149H179ZM191 148V147H190ZM7 149H5L7 152H8V150ZM35 149V148H34ZM37 149V148H36ZM40 150H41V153H42V149H41V147L39 148ZM46 149V148H45ZM44 149V151H46ZM62 149H61V153H63L62 152ZM77 149V148H76ZM90 149V148H89ZM125 149V151H123ZM171 149H172V147H171ZM175 149V150H176ZM183 149V148H182ZM187 149V148H186ZM217 149V148H216ZM20 150V149H19ZM31 150H33V149H31ZM68 150L69 149H67V151L65 150V152L64 153H69L68 152ZM78 150H79V148H78ZM77 150V151H78ZM81 149L79 150V153H81L80 151H82ZM175 150H172V151H174V152H176ZM180 150L181 149H179V151L177 150V154L178 155H180ZM2 151H3V149H2ZM15 151H17V150H15ZM14 151V153L13 154H15L16 152ZM23 151V149H21L20 150V152H22ZM25 151H26V149H25ZM25 151H23V152H25ZM34 151V150H33ZM33 151L31 152V153H33ZM44 151H43V154H44ZM47 151H48V149H47ZM46 151V152H47ZM75 151V153H78L76 150H74ZM87 151V150H86ZM89 151V150H88ZM94 151H96L97 152V150H94ZM100 151V150H99ZM106 151V150H105ZM167 151V150H166ZM184 151H186L185 150V148H184ZM184 151H183V153H184ZM235 151H241L239 154H237V153H235ZM8 152V153H9ZM23 152H22V154H23ZM29 152H30V150H29ZM40 152V151H39ZM55 153H56V151H54ZM96 152H94V153H96ZM102 152V155L103 156H105V154L107 153H104L103 154V151H101ZM168 152V151H167ZM186 152H188V151H186ZM11 153V154H12ZM18 153V152H17ZM16 153V154H17ZM30 153V154H31ZM53 153V152H52ZM63 153V154H64ZM87 152H85V154H86ZM89 153V152H88ZM91 153V152H90ZM97 153H99V152H97ZM96 153V154H97ZM117 153V152H116ZM165 153V152H164ZM181 153H182V150H181ZM183 153L181 154L182 156H184V158H185V156H188V153H184L185 155H183ZM242 153V154H241ZM0 154H2V153H0ZM36 154H38V153H36ZM47 155L49 154V152H47L46 153ZM101 154V153H100ZM114 154V153H113ZM168 155V157H169V155H170V153H167ZM175 154V153H174ZM215 154V153H214ZM5 155H6V153H5ZM24 155L26 156V154L24 153ZM50 155V154H49ZM55 155H57V154H55ZM55 155L53 154V157L55 158ZM61 155V154H60ZM69 155V154H68ZM80 155V154H79ZM84 155V154H83ZM82 155V156H83ZM91 155H95V154H91ZM23 156V155H22ZM25 156H23V157H21V158H23L24 159V157ZM32 156V155H31ZM36 156V155H35ZM52 156V155H51ZM71 156V155H70ZM98 156H99V154H98ZM110 156L111 155H109L108 156V158H110ZM117 156V155H116ZM37 158L39 157L38 155L36 156ZM50 156H48V158H49ZM53 157H52V159H53ZM59 156H57V158H58ZM60 157H63V158H65L66 159V157H64V155L62 156H60ZM167 157V158H168ZM177 157H179V156H177ZM51 158V157H50ZM62 158V159H63ZM83 159H82V161L84 160V156L82 157ZM89 158V157H88ZM94 158V157H93ZM103 157H101V159H102ZM107 158V157H106ZM105 158V159H106ZM115 158V157H114ZM113 158V156H112V159H114ZM188 158V157H187ZM33 159V158H32ZM36 159V158H35ZM38 159H40V157L38 158ZM38 159H36V161H39ZM41 159H43V160H40L42 163H45L46 162V160H45V158H41ZM61 159V160H62ZM68 159V158H67ZM66 159V160H67ZM72 159V158H71ZM75 159V158H74ZM77 159H78V157H77ZM90 159V158H89ZM104 159V158H103ZM111 159V160H112ZM116 159V158H115ZM114 159V160H115ZM143 159V158H142ZM169 159V158H168ZM178 159V158H177ZM51 160V159H50ZM57 160V159H56ZM60 160V159H59ZM85 160H86V158H85ZM84 160V161H85ZM93 160V159H92ZM111 160H110V162H111ZM144 160V159H143ZM152 160V159H151ZM170 160H171V158H170ZM173 160V159H172ZM175 160V159H174ZM173 160V161H174ZM179 161L181 160V159H178ZM236 160V159H235ZM32 161V160H31ZM39 161V162H40ZM45 161V162H44ZM47 161H49L48 159H47ZM52 161L53 160H51V162H50V167L52 166V168H54L53 166L54 165H56L55 163H53L52 164ZM65 160H63V161H60V162H64ZM72 161H73V159H72ZM75 161V160H74ZM105 161V160H104ZM107 161H109V160H107L106 159V162ZM113 161V160H112ZM149 161H150V159H149ZM169 161V160H168ZM173 161H171V162H173ZM182 161H183V159H182ZM40 162V163H41ZM54 162V161H53ZM68 162H69V160H68ZM91 162H94V161H91ZM143 162V161H142ZM145 162H148L147 160L145 161ZM166 162V161H165ZM26 163V162H25ZM40 164V165H45L46 166V164L48 165V163H46V164ZM74 163V162H73ZM77 163V162H76ZM78 163H80V162H78ZM83 163H86V162H82L81 164H83ZM108 163V162H107ZM167 163V162H166ZM30 164V163H29ZM34 163H32V165H33ZM52 164V165H51ZM57 164H60L59 162L57 163ZM65 164H66V162H65ZM70 164V163H69ZM69 164H67L66 166H69ZM81 164H79L80 166H81ZM122 164V163H121ZM36 165V164H35ZM86 165H90V163L88 164V163H86ZM94 165V164H93ZM108 165V164H107ZM2 166V165H1ZM0 166V168L2 169V167ZM30 166V165H29ZM49 166V165H48ZM47 166V167H48ZM33 168L32 169H34V165L32 166ZM42 167V166H41ZM41 167H40V169H41ZM50 167H49V173H50ZM58 165H57V169H58ZM62 167H63V165H62ZM60 168V171H61V169L63 170V168ZM73 167V165L71 164V167L70 168H72ZM264 167V166H263ZM39 168V167H38ZM43 168H45V167H43ZM42 168V169H43ZM64 168H66L65 167V165H64ZM68 168V167H67ZM66 168V169H67ZM110 168H114V167H110ZM148 168V167H147ZM1 169H0V171H1ZM35 169H37V168H35ZM41 169V170H42ZM47 169V168H46ZM46 169L44 170H42V171H46ZM92 169V168H91ZM149 169V168H148ZM238 169H240V168H238ZM243 169V168H242ZM52 170H54V169H52ZM68 170H69V168H68ZM68 170H66L67 172H68ZM36 171V170H35ZM41 171V174L40 175H42V172ZM56 171V169L53 171V172H55ZM66 171H65V169H64V173H66ZM73 172H74V169L72 170ZM72 171H70V172H72ZM113 171V170H112ZM156 171V169L155 170H152V171H150L151 173H153L154 174V172ZM22 172V171H21ZM24 172V171H23ZM22 172V173H23ZM38 172V171H37ZM36 172V173H37ZM47 172V171H46ZM45 172V173H46ZM52 172V173H53ZM63 172V171H62ZM62 172H60V173H62ZM81 172V171H80ZM79 172V173H80ZM216 172V171H215ZM4 173V172H3ZM3 173H1V174H3ZM25 173H27V172H25ZM25 173H23V174H25ZM35 173V172H34ZM57 173V172H56ZM75 173H76V171H75ZM121 173V172H120ZM146 173H148V172H146ZM157 173V171L155 172V174ZM31 174H33V170L31 171ZM39 174V172L37 173V175ZM51 174V173H50ZM54 174L55 173H53L50 177H54L55 178V176H54ZM68 175H69V173H67ZM110 174V173H109ZM112 174V173H111ZM144 175H145V173H143ZM150 174V173H149ZM27 175V174H26ZM34 175V174H33ZM45 175V174H44ZM44 175L42 176V177H44ZM57 175V174H56ZM75 175V174H74ZM73 175V176H74ZM79 175V174H78ZM113 175V174H112ZM121 175H124V174H121ZM121 175L119 176V177H121ZM147 175V174H146ZM152 175V174H151ZM157 175V174H156ZM10 176V175H9ZM39 176V175H38ZM61 175H59V176H57V178L58 177H60ZM63 176V175H62ZM115 176V175H114ZM111 177V178H114V180L115 179H117V181H119V177H118V175L116 174V178L115 177ZM153 176V175H152ZM152 176H149V177H152ZM159 176V175H158ZM23 177V176H22ZM30 177V176H29ZM28 176H27V178H29ZM36 177V176H35ZM34 177V178H35ZM40 177V176H39ZM38 177V178H39ZM41 177V178H42ZM79 177V176H78ZM124 176H122V178H123ZM126 177V176H125ZM125 177L123 178V179H125ZM148 176H147V178L148 179H150ZM156 177V176H155ZM154 177V178H155ZM18 178V177H17ZM37 178V180L38 181H40V179H38ZM45 178H48L47 176H45ZM54 178H52L53 180H54ZM61 178V177H60ZM154 178H152L151 180H154ZM156 178H159V177H156ZM51 179V180H52ZM56 179V178H55ZM129 178L127 177V179H125L124 181L126 182V183H128V181H130L131 182V184L133 183V181L134 180H136V179H133L132 181H131V179L130 180H128ZM139 179L140 178H138L137 180L139 181ZM146 179V178H145ZM25 180V179H24ZM27 180V179H26ZM30 179H28V181H29ZM35 180V179H34ZM44 180V179H43ZM46 180V179H45ZM113 180V181H114ZM120 180H122V179H120ZM126 180H128V181H126ZM124 181H121L122 182V184H124L125 182ZM137 181V182H138ZM30 182V181H29ZM28 182V183H29ZM41 182V181H40ZM44 182V181H43ZM124 182V183H123ZM136 182V181H135ZM134 182V184H136ZM147 183V182H149V180H146V181H144V183ZM151 183H152V181H150ZM158 182V180L156 179V181H155V184H153V185H156V183ZM36 183V182H35ZM47 183V182H46ZM114 183V182H113ZM139 183V182H138ZM145 183V184H146ZM211 183V182H210ZM11 184V183H10ZM16 184V183H15ZM130 184V183H129ZM128 184V185H129ZM19 185V184H18ZM45 185V184H44ZM44 185H42V186H44ZM126 186H127V184H125ZM146 185H148V183L146 184ZM151 184L149 183V186H150ZM26 186V185H25ZM28 186V185H27ZM26 186V187H27ZM46 186V185H45ZM50 186V185H49ZM30 187H31V185H30ZM34 187V186H33ZM39 187H40V184H39ZM47 187V186H46ZM147 187V186H146ZM152 187V186H151ZM155 187V186H154ZM153 187V188H154ZM56 188V187H55ZM28 189V188H27ZM36 189V188H35ZM38 189V188H37ZM44 189V188H43ZM46 189V188H45ZM50 189V188H49ZM207 189V188H206ZM47 191H48V189H46ZM59 190V189H58ZM164 190V189H163ZM50 191V190H49ZM52 191H53V187H52ZM56 191H57V189H56ZM55 191V192H56ZM206 191V190H205ZM209 191H210V193H211V196H210V198L208 199V204L210 205V207H211V213H210V215H209V218H208V228H207V233L206 234H204V236H202V237H200L201 239H202V241H204L203 242V247H204V249H203V262L205 263V264H212V262H213V255H215L214 254V250H213V247H214V245H216L215 243L217 242H219V241H222V242H224V243H226V244H232L234 241H236L238 238H240V236L242 235V233L245 231L244 229H245V227H247V226H253L254 224H256V222L259 220V218L261 217V215H260V213H258V212H253V213H249V214H239L238 213V211L240 212V210H242V209H244V208H246V207H248L249 205H248V202L247 201H245V203L243 204V205H241L240 207H238V205H232V200H231V198L233 197L232 195H235V194H237L238 196H243L244 195V192L243 191H239V192H237V193H235V194H233V193H229V192H227V191H225L224 193H222L221 191V189H220V187H219V185L218 184H216V183H211L210 184V186H209ZM54 192V193H55ZM43 193V192H42ZM46 193V192H45ZM44 193V194H45ZM52 193V192H51ZM168 193V192H167ZM57 194H58V192H57ZM56 194V195H57ZM158 195V194H157ZM48 196V195H47ZM50 197H51V194L49 195ZM48 196V197H49ZM54 197V196H53ZM70 197V196H69ZM47 198V197H46ZM56 198V197H55ZM65 198V197H64ZM71 198V197H70ZM166 198L168 199V197L166 196ZM10 199V198H9ZM17 199V198H16ZM48 199V198H47ZM50 199V198H49ZM58 199H59V197H58ZM68 198H66L65 200H67ZM54 200V199H53ZM52 200V201H53ZM56 200H57V198H56ZM61 200H62V198H61ZM64 200V199H63ZM73 200H75V199H73ZM125 201L127 200V199H124ZM240 200V199H239ZM247 200V199H246ZM41 201V200H40ZM51 201V202H52ZM59 201V200H58ZM70 201V200H69ZM71 201H72V199H71ZM45 202V201H44ZM55 202H57V201H55ZM68 202V201H67ZM67 202H66V204H67ZM73 202V201H72ZM75 202H77V201H75ZM79 202V201H78ZM128 202V201H127ZM47 203V202H46ZM48 203H50V201H48ZM58 203V202H57ZM56 203V204H57ZM59 203H60V201H59ZM80 203H82V202H80ZM130 203V202H129ZM260 203V202H259ZM63 203H61V204H57V205H62ZM126 204V203H125ZM128 204V203H127ZM186 204V203H185ZM37 205V204H36ZM46 205V204H45ZM50 205V204H49ZM54 205H55V203H54ZM69 205V204H68ZM71 205V204H70ZM69 205V206H70ZM78 205V204H77ZM83 205V204H82ZM84 205H86V204H84ZM84 205H83V208H87L86 206L84 207ZM129 205V204H128ZM127 205V206H128ZM189 205V204H188ZM256 205V204H255ZM258 205V204H257ZM52 206V205H51ZM51 206H49V208L51 207ZM56 206V205H55ZM88 206V205H87ZM126 206V205H125ZM205 206V205H204ZM262 206V205H261ZM39 207H41V206H39ZM53 207V206H52ZM72 207V206H71ZM78 207V206H77ZM76 207V209L74 208V206H73V208H72V210L73 209H75V210H77L78 208ZM130 207H131V204H130ZM226 207H229L230 208V212L227 214V216L226 217H224V216H222V213H223V211H224V209L226 208ZM43 208V207H42ZM42 208H41V211L40 212H38V213H43V212H46V211H44V210H42ZM45 208V207H44ZM48 208V209H49ZM83 208H80L81 209V211H83ZM120 208V207H119ZM263 209H264V206L262 207ZM46 209H47V207H46ZM57 209V208H56ZM60 209H61V207H60ZM65 209H67L66 207H65ZM89 209V208H88ZM87 209V211L89 212L90 210H88ZM90 209H93V213H91V214H93L94 215V212H96V211H94L95 209L94 208H92V205H91V207H90ZM118 209V208H117ZM126 209V208H125ZM124 209V206H123V211L125 210ZM150 209H151V207H150ZM39 210V209H38ZM50 210V209H49ZM53 211H54V209H52ZM72 210H70V209H68V211H66V210H62L63 211V213L65 212V213H67V212H69V214H71L70 212L72 211ZM120 211L122 210V209H119ZM234 210H236L237 212L235 213V212H233ZM6 211V210H5ZM51 211V210H50ZM49 211V212H50ZM53 211L51 212V213H53ZM56 211V214H57V211H58V209L57 210H55ZM54 211V212H55ZM74 211V210H73ZM72 211V212H73ZM80 211V212H81ZM86 211V210H85ZM92 211V210H91ZM90 211V212H91ZM123 211H121V212H123ZM150 211V210H149ZM156 211V210H155ZM16 212V211H15ZM26 212V211H25ZM25 212H23V213H25ZM47 212H48V210H47ZM77 212V214H79L78 212L79 211H76ZM151 212H152V210H151ZM2 213V212H1ZM1 213H0V215H1ZM17 213H18V211H17ZM19 213H20V211H19ZM26 213H28V212H26ZM25 213V214H26ZM30 213H32V212H30ZM29 213V214H30ZM36 213V212H35ZM59 213V212H58ZM61 213V212H60ZM63 213H61V214H63ZM73 213H75V212H73ZM85 213V212H84ZM87 213V212H86ZM120 213V212H119ZM3 214V213H2ZM25 214L23 215V216H25ZM49 214V213H48ZM48 214H45L44 213V215H46V217H47V215ZM55 214V217L56 216H58V218H60V216L59 215H56ZM69 214L67 213V215L69 216ZM76 214V215H77ZM83 214V213H82ZM90 214V213H89ZM90 214V215H91ZM96 214V213H95ZM6 216V218L9 216V214H8V216H7V214H5ZM11 215V214H10ZM22 215V214H21ZM21 215H19V217L18 216H16V217H18V222H19V218H20V221L22 220V217H21ZM33 215V213L31 214V216ZM35 215H37V214H35ZM41 215V214H40ZM43 215V214H42ZM67 215H65L66 217H67ZM72 215H74V214H71L70 216H72ZM75 215V217H80L81 216V213H80V215L79 216H76ZM34 216V215H33ZM33 216H32V219H33ZM49 216H51V214H49L48 215V217ZM64 216V217H65ZM83 216V215H82ZM88 216V215H87ZM92 216V215H91ZM13 217H15V214H14V216ZM26 218H27V216H25ZM25 217H23V219L25 220ZM29 217V216H28ZM35 217V216H34ZM45 217V218H46ZM52 217H53V214H52ZM54 217V218H55ZM72 217H74V216H72ZM72 217H70V218H72ZM74 217V222H76V218ZM84 218H86L85 217V215L83 216ZM82 217V218H83ZM93 218L95 217V216H92ZM116 217V216H115ZM0 218H2L3 219V217H0ZM54 218H52V220H54ZM78 218H77V220H78ZM90 217H87L86 219H89ZM92 218V219H93ZM1 219V220H2ZM8 219H9V217H8ZM11 219H12V216H11ZM14 219V218H13ZM29 219V218H28ZM31 219V218H30ZM29 219V220H30ZM31 219V220H32ZM35 219V218H34ZM37 219V218H36ZM67 219V218H66ZM65 219V220H66ZM96 218H94L93 220H95ZM158 219V218H157ZM0 220V221H1ZM7 220V219H6ZM17 219L15 218V220H14V222L16 221ZM40 220V219H39ZM56 220H57V217H56ZM60 220V219H59ZM68 220V219H67ZM71 220V219H70ZM79 220H80V218H79ZM78 220V222H81L82 223V219H81V221H79ZM85 220V219H84ZM119 220V219H118ZM121 220V219H120ZM123 220V219H122ZM3 221V220H2ZM13 221V220H12ZM28 221V220H27ZM36 221H38V220H36ZM6 222V221H5ZM4 221L2 222V225H3V223H5ZM35 222V221H34ZM34 222H31L32 224L34 223ZM40 222H41V220H40ZM40 222L38 221V223L40 224ZM68 222H70L69 220H68ZM73 222V226H76L75 225V223ZM78 222H76V224L78 223ZM86 222V221H85ZM13 223V222H12ZM20 223V222H19ZM22 223V222H21ZM20 223V224H21ZM30 223V222H29ZM55 223V222H54ZM57 223H59V222H56L55 224L56 225H58ZM66 223V222H65ZM121 223V222H120ZM125 223V222H124ZM1 224V223H0ZM6 224V223H5ZM7 224L10 226L11 224L10 223H8V221H7ZM7 224L5 225V226H7ZM15 224H16V222H15ZM14 224V225H15ZM19 224V225H20ZM37 224V223H36ZM51 224L53 225V222H51ZM60 224V223H59ZM64 224V222H62V224H60V225H63ZM123 224V223H122ZM1 225V226H2ZM13 225V226H14ZM18 225V224H17ZM21 225H23V227L22 228H26V226L24 227V224L22 223ZM27 225V224H26ZM34 225H35V223H34ZM47 225V224H46ZM65 225V224H64ZM78 225H79V223H78ZM84 224H82V226H83ZM86 225V224H85ZM88 225V224H87ZM86 225V226H87ZM90 225H92V227H93V225L94 224H90ZM89 225V226H90ZM4 226V227H5ZM28 226V225H27ZM37 226V225H36ZM40 226H42V225H40ZM50 226V225H49ZM49 226H48V228H49ZM59 226V225H58ZM58 226H57V229H59L58 228ZM67 226V225H66ZM72 226V224L70 223V227H67L68 228V230H69V228H72L71 227ZM81 226V227H82ZM115 226H116V224H115ZM144 226V225H143ZM17 227V226H16ZM29 227V226H28ZM39 227V226H38ZM37 227V228H38ZM53 227H56V226H53ZM63 227V226H62ZM77 227V226H76ZM79 227H80V225H79ZM21 228V227H20ZM20 228H18V229H20ZM40 228V227H39ZM52 228V227H51ZM50 228V229H51ZM64 228V227H63ZM62 228V229H63ZM84 228V227H83ZM82 228V229H83ZM89 228V227H88ZM91 228V227H90ZM115 228V227H114ZM118 228V227H117ZM2 229V228H1ZM6 229L8 230L9 228H7L6 227ZM15 229H17V228H15ZM28 229H30V228H28ZM54 230H55V228H53ZM53 229H51L52 231H53ZM62 229H60V230H62ZM78 229H80V228H78ZM5 230V229H4ZM3 230V231H4ZM11 230V229H10ZM23 230H25V229H23ZM49 230V229H48ZM50 230V231H51ZM71 230V229H70ZM72 230H73V228H72ZM74 230H75V228H74ZM2 230H1V232L0 233H2L3 232ZM12 231H14V230H12ZM21 231V230H20ZM30 231V230H29ZM8 232V231H7ZM16 232V231H15ZM120 232V231H119ZM3 233H5V232H3ZM34 233V232H33ZM41 233V232H40ZM72 233V232H71ZM205 233V232H204ZM11 234H12V232H11ZM11 234H10V236H11ZM19 234V233H18ZM118 234V233H117ZM5 236V235H4ZM7 236H9V235H7ZM6 236V237H7ZM14 236V235H13ZM21 236V235H20ZM129 236V235H128ZM246 236V235H245ZM0 237H3V236H0ZM127 237V236H126ZM4 238V237H3ZM5 239V238H4ZM4 239H3V241H4ZM1 240V239H0ZM6 240V239H5ZM9 240H11V239H9ZM14 240V239H13ZM17 240V239H16ZM129 240H132V239H129ZM2 241V240H1ZM133 241H135V240H133ZM118 242V241H117ZM141 242V241H140ZM0 243H2V242H0ZM70 243V242H69ZM133 242H131V244H132ZM5 244V243H4ZM12 244V243H11ZM59 244V243H58ZM130 244V245H131ZM1 245V244H0ZM10 245V244H9ZM65 245V244H64ZM2 246H3V243H2ZM12 247V246H11ZM11 247H9L8 248V250H12V248ZM42 247V246H41ZM69 247V246H68ZM134 247V246H133ZM139 247V246H138ZM0 248H2L1 246H0ZM11 248V249H10ZM22 248V247H21ZM25 248V247H24ZM49 249H51V250H49V253H47V254H50V253H52L53 251V249L52 248H50V247H48ZM47 248V249H48ZM56 248V247H55ZM59 248L60 247H58V250H59ZM64 248V247H63ZM63 248H61V249H63ZM66 248V247H65ZM135 248V247H134ZM5 249V248H4ZM6 249H7V246H6ZM17 249L19 250L20 248H19V246L17 247ZM35 249V248H34ZM69 249V248H68ZM123 249V248H122ZM130 249V248H129ZM150 248L148 247V249H145L146 251L145 252H143L144 253V256L147 258L146 260H147V262H148V264L151 262V261H153V260H151V257H152V259H153V255L151 256V254H153V252L151 251L152 250V248H151V250H149ZM1 250H3V249H1ZM8 250H3L2 252H4V253H6V257H7V252H8ZM13 250H14V248H13ZM57 249H56V254H57V251H58ZM136 250V249H135ZM20 251V250H19ZM22 251H24V250H21V252ZM47 252H48V250H46ZM52 251V252H51ZM137 251V250H136ZM140 251V250H139ZM149 251L150 252H152L151 254L149 253ZM12 252V251H11ZM11 252H8V253H10V254H12ZM120 252V251H119ZM124 252V251H123ZM138 252V251H137ZM3 253V254H4ZM19 253V252H18ZM67 253V252H66ZM2 254V253H1ZM56 254H54V255H56ZM60 254V253H59ZM58 254V255H59ZM125 254V253H124ZM132 254H134V251H133V253ZM5 255V254H4ZM4 255H2V256H4ZM13 255L14 256H17V257H19V255H15V253H13ZM22 255V254H21ZM23 255H24V252H23ZM25 255H27V254H25ZM61 255H63V254H61ZM8 256H11V258L10 259H12V255H8ZM13 256V257H14ZM52 256H53V254H52ZM78 256V255H77ZM135 256H136V254H135ZM135 256H133V258H137V256L135 257ZM5 257V260L2 258L1 259V261L3 262H5L6 260H7V258ZM16 257V258H17ZM28 257V256H27ZM29 257H30V255H29ZM32 257V256H31ZM119 257V256H118ZM131 257V256H130ZM139 257H141V256H139ZM142 257H143V254H142ZM0 258H1V256H0ZM21 258V257H20ZM24 258V257H23ZM70 258H74L75 259V257H73L72 255H71V257ZM85 258V257H84ZM19 259V258H18ZM22 259V258H21ZM26 259V258H25ZM73 259V260H74ZM122 259V258H121ZM15 260H17V259H15ZM24 260V259H23ZM22 260V261H23ZM28 260H29V262H31V260H33V258H31V260L28 258ZM27 259H26V262L28 261ZM39 260H41V261H44V262H42V263H40L39 262ZM39 260H35V261H38V262H34V263H37V264H43V263H45V260H43V259H39ZM52 260V259H51ZM75 260H77V259H75ZM133 260V259H132ZM151 260V261H150ZM8 262H10L9 261V259L7 260ZM12 261V260H11ZM19 262H20V259L18 260ZM163 261V260H162ZM7 262V263H8ZM17 262V261H16ZM25 262V261H24ZM33 262V261H32ZM47 262V261H46ZM15 263V262H14ZM77 263V262H76ZM80 263V261L78 262V264ZM124 263V262H123ZM152 263V262H151ZM2 264V263H1ZM4 264V263H3ZM19 264H21V263H19ZM28 264H30V263H28ZM46 264V263H45ZM81 264V263H80ZM122 264V263H121ZM154 264V263H153Z\"/></svg>","mask_w":264,"mask_h":264}]
</instances>
